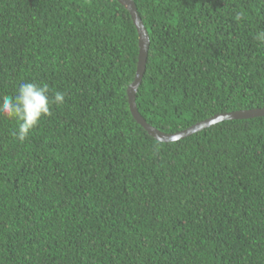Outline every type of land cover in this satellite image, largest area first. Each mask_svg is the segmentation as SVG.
Returning <instances> with one entry per match:
<instances>
[{
	"label": "trees",
	"instance_id": "trees-1",
	"mask_svg": "<svg viewBox=\"0 0 264 264\" xmlns=\"http://www.w3.org/2000/svg\"><path fill=\"white\" fill-rule=\"evenodd\" d=\"M134 1L150 125L264 108V0ZM138 56L117 0H0V96L65 93L23 143L0 116V264H264V116L158 141Z\"/></svg>",
	"mask_w": 264,
	"mask_h": 264
},
{
	"label": "clouds",
	"instance_id": "clouds-1",
	"mask_svg": "<svg viewBox=\"0 0 264 264\" xmlns=\"http://www.w3.org/2000/svg\"><path fill=\"white\" fill-rule=\"evenodd\" d=\"M245 18L243 10L236 12L234 19L241 21ZM254 39L264 44V30L255 33ZM48 83L22 81L14 95L0 96V116L16 121L17 127L11 135L23 143L30 131L37 127L44 116H50L51 105L65 103V93L56 90L54 94Z\"/></svg>",
	"mask_w": 264,
	"mask_h": 264
},
{
	"label": "water",
	"instance_id": "water-1",
	"mask_svg": "<svg viewBox=\"0 0 264 264\" xmlns=\"http://www.w3.org/2000/svg\"><path fill=\"white\" fill-rule=\"evenodd\" d=\"M117 1H119L130 12L131 18L133 20L134 25L137 28L138 36H139V56H138L136 75L133 82L128 87L126 91V95H128V102L133 117L152 137L156 138L158 141L161 142H174L186 138L188 136H191L196 132H199L205 128H208L212 125H215L225 120L250 119V118L264 116V108L221 113L214 115L210 118H207L205 120H202L186 128L185 130L176 133H165L150 125L145 120V118L139 113L136 104V91H138V88L142 82L146 70V64H147V58H148V52L150 46V35L137 10L135 1L134 0H117Z\"/></svg>",
	"mask_w": 264,
	"mask_h": 264
}]
</instances>
